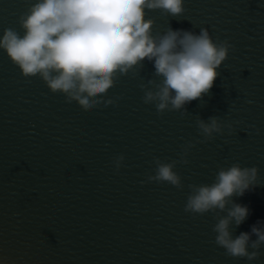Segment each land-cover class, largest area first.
<instances>
[{
  "label": "water",
  "instance_id": "1",
  "mask_svg": "<svg viewBox=\"0 0 264 264\" xmlns=\"http://www.w3.org/2000/svg\"><path fill=\"white\" fill-rule=\"evenodd\" d=\"M32 2L0 0V36L9 27L23 34L17 18ZM183 6L178 17L146 10L153 35L206 28L214 42L233 45L184 116L142 102L153 62L117 80L105 97H121L114 104L84 111L39 77H23L0 50V264H264V245L252 261L227 256L214 243L213 214L184 212L189 184H211L219 168L239 163L255 166L260 184L232 197L249 214L230 231L235 238L264 224V0ZM197 116L231 122L232 132L201 142ZM188 142V163L173 169L183 189L147 182L154 158L179 160Z\"/></svg>",
  "mask_w": 264,
  "mask_h": 264
},
{
  "label": "clouds",
  "instance_id": "2",
  "mask_svg": "<svg viewBox=\"0 0 264 264\" xmlns=\"http://www.w3.org/2000/svg\"><path fill=\"white\" fill-rule=\"evenodd\" d=\"M184 0H34L19 15L14 28H4L0 36V50L18 67L25 78L39 77L52 93H60L66 103L75 102L89 111L101 104H114L121 97L108 98L121 76L140 74L145 60L153 62V77L141 83L142 102L154 104L158 114L180 111L187 114L185 105L202 99L219 76L217 69L228 57L233 45L227 40L214 42L206 28L199 33L173 30L153 35L154 21L146 18V10H161L164 15L181 16ZM251 103V101H248ZM196 127L206 142L213 134L232 132V123L217 116L204 121L197 116ZM258 132V130H257ZM194 147L186 143L179 160L168 162L154 158V174L147 182L168 184L183 189L181 177L173 170L187 164L188 151ZM124 155L112 163L118 172ZM145 181H141L144 183ZM258 169L233 163L219 168L211 184H189L184 212L204 215L212 213L217 222L214 243L227 256L257 259L264 245V224L257 222L250 232L235 238L230 226H239L247 218L246 206L235 203L232 197L259 185ZM226 213L221 216L220 213ZM255 236L256 239L251 237ZM249 248L252 251H249Z\"/></svg>",
  "mask_w": 264,
  "mask_h": 264
}]
</instances>
